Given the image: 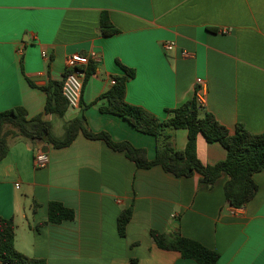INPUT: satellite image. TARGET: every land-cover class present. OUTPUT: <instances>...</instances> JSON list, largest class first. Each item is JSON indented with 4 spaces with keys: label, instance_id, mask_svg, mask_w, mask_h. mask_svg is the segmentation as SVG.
Here are the masks:
<instances>
[{
    "label": "crops",
    "instance_id": "1",
    "mask_svg": "<svg viewBox=\"0 0 264 264\" xmlns=\"http://www.w3.org/2000/svg\"><path fill=\"white\" fill-rule=\"evenodd\" d=\"M103 11L119 32L101 33ZM169 40L175 49L163 46ZM73 54L88 58L83 70L95 69L86 81L84 75L81 106L69 118L84 111L93 131L145 147L150 159L156 137L101 110L108 104L101 96L125 74L117 60L136 72L127 82L131 104L166 118L197 94L201 77L205 110L231 132L239 124L264 131V0H0V112L23 106L29 117L43 113L41 87L65 79ZM44 117L64 133L65 119L58 117L57 133L55 115ZM169 133L175 148L186 147L187 128ZM38 151L50 155L44 168L34 165ZM197 154L216 164L227 149L200 134ZM201 178L177 177L160 165L139 168L82 132L61 148L19 141L0 161V215L15 221L16 248L47 264H199L160 248L152 229L201 242L220 254L219 264H264V169L253 175L258 191L241 208L225 195L226 173L212 187ZM50 201L74 209L75 218L46 222ZM130 205L122 236L118 218Z\"/></svg>",
    "mask_w": 264,
    "mask_h": 264
},
{
    "label": "trees",
    "instance_id": "2",
    "mask_svg": "<svg viewBox=\"0 0 264 264\" xmlns=\"http://www.w3.org/2000/svg\"><path fill=\"white\" fill-rule=\"evenodd\" d=\"M100 27L103 35L119 32L111 22L107 11L101 14ZM117 62L125 70V74L115 76L112 87L101 96L108 100V104L101 110L119 115L137 130L154 135L157 147L153 159L148 157L145 147H136L127 140L116 141L106 131H93L82 110L75 117L69 118L68 103L63 95L64 80H50L41 87L47 95L43 113L29 117L27 109L23 106H15L0 112V161L7 157L13 143L26 141L35 146L38 142L44 141L61 148L69 146L82 132L87 138L105 140L109 147L124 152L139 168L160 165L166 172L177 177H188L199 173L208 187H212L216 180L226 173L229 176L224 186L227 199L235 208L244 207L258 191L253 175L264 169V131L251 133L239 124L235 131L231 132L215 114L203 108L197 95L182 105L170 109L166 118L142 106L131 104L126 99L127 82L136 72L121 61L117 60ZM94 69V66L84 69L85 81ZM29 81L34 84L32 80ZM44 114L65 119L64 133L57 135L54 132L53 122L45 119ZM176 128L188 129V141L184 149H177L173 145L169 130ZM200 134L209 142H220L227 149V157L216 164H204L197 154V139ZM37 205L35 203V207ZM132 215L133 205L122 210L118 218L120 235L126 234ZM74 218V209L66 207L60 201L49 202L46 222L58 223ZM15 236L14 219L0 215V264L3 262L47 264L43 258L32 257L18 250L15 246ZM151 236L162 249L179 251L182 257L194 259L199 264H219L220 254L216 250L180 232L170 235L152 229Z\"/></svg>",
    "mask_w": 264,
    "mask_h": 264
},
{
    "label": "built area",
    "instance_id": "3",
    "mask_svg": "<svg viewBox=\"0 0 264 264\" xmlns=\"http://www.w3.org/2000/svg\"><path fill=\"white\" fill-rule=\"evenodd\" d=\"M163 46L167 50H173L176 47L175 41H165ZM183 56H189L190 53L187 50L182 51ZM43 56H47L46 52H43ZM88 58L80 54H73L67 60L66 76L63 85V95L65 96L69 110L79 109L81 106V97L83 92L84 75L85 72L82 66L87 62ZM114 83L115 80L113 79ZM197 83L199 85L197 91V97L202 104L204 101V91L207 89L206 82L203 78L198 77ZM68 110V112H69ZM50 155L45 151H38L34 155V165L36 168H44L49 164ZM1 264H15L12 262H3Z\"/></svg>",
    "mask_w": 264,
    "mask_h": 264
},
{
    "label": "rangeland",
    "instance_id": "4",
    "mask_svg": "<svg viewBox=\"0 0 264 264\" xmlns=\"http://www.w3.org/2000/svg\"><path fill=\"white\" fill-rule=\"evenodd\" d=\"M58 119H59L58 116H55V128H56V132L60 133L63 131V127L61 126L62 123L59 124Z\"/></svg>",
    "mask_w": 264,
    "mask_h": 264
},
{
    "label": "water",
    "instance_id": "5",
    "mask_svg": "<svg viewBox=\"0 0 264 264\" xmlns=\"http://www.w3.org/2000/svg\"><path fill=\"white\" fill-rule=\"evenodd\" d=\"M67 114H68V112H67ZM74 116H76V115L75 114L71 115V118L74 117Z\"/></svg>",
    "mask_w": 264,
    "mask_h": 264
}]
</instances>
